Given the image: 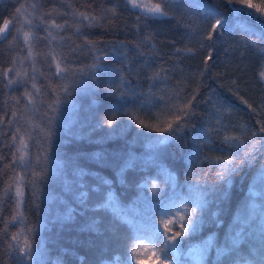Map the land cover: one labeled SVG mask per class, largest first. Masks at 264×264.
I'll use <instances>...</instances> for the list:
<instances>
[{
  "label": "trees",
  "instance_id": "16d2710c",
  "mask_svg": "<svg viewBox=\"0 0 264 264\" xmlns=\"http://www.w3.org/2000/svg\"><path fill=\"white\" fill-rule=\"evenodd\" d=\"M141 2L150 4L159 0ZM250 2L264 8V0ZM165 3L167 17L138 21L134 11L126 7V0H0V20L16 17L15 28L8 39L0 42V120L11 119L10 124L0 125V235L7 225L8 235L19 234L21 243L24 237L33 243V247L39 243L41 264L47 260L45 244L53 258L60 256L64 264H129L133 252L131 245L143 244L145 249H159L157 229L167 237L162 221L169 218V210L177 215H187L191 211L180 200L189 202L188 198L196 193L199 186L185 182L190 169L184 157L193 162L199 157L197 141L207 139L203 136L202 126L198 125L195 135L184 133L179 144L166 141V147H161L159 139H150L149 136L157 134L149 131L150 128L166 126L170 113L182 103L185 92L190 93L198 86V90L204 93L214 89L213 94L225 101L226 106L221 109L225 122L236 126L228 134L241 139H244L242 132L245 127L264 118V111H260L264 109V80L259 79L264 55L246 45V41L254 37H245L239 28L232 33H224L212 51L214 66L210 69L211 74L204 72L202 61L207 49L200 48L202 37L199 29L205 26L206 11L217 10L229 22L239 14L232 12L224 0H165ZM17 8H21L18 17ZM250 11L255 13V9ZM81 13L95 19L83 20ZM53 19L64 26V30L50 29L55 40L51 37L46 41L39 39L47 36L44 29ZM240 19L250 22L246 15ZM254 19L255 16L252 17ZM146 23L147 28L144 27ZM26 32L31 34V56L28 55V45L24 43ZM85 37H90L97 46L103 43L107 51L115 47L127 53L126 63L132 67L127 78L133 81V87L120 90L128 91L135 96L134 99L117 102L103 93H96L90 83L77 91L72 83L80 79L77 65L93 62V53L87 49L81 51L78 47ZM189 49L195 53L194 56L188 54ZM49 55H56L57 60L66 57L62 64L71 71L65 78L57 80L48 70ZM116 58L113 56V60ZM8 67L20 74L15 78L17 83L11 87L4 80V71ZM115 67L119 68L120 64H115ZM161 67L168 70L165 73L168 79L160 82L159 89H154V96L148 95L151 81L147 77ZM100 75L102 80L111 79V69L101 70ZM33 76L35 81L31 79ZM20 81H27L28 90H32V83L41 89V95L34 104L27 107L24 103L16 104V100L23 96L24 85ZM64 87H68L70 94H65ZM141 87L145 92L143 98L137 94ZM233 91L247 100L253 110L241 104L232 95ZM57 99V111L50 113L55 120L50 121L45 113L49 111L48 105ZM110 110H118L125 115L115 114L118 117L115 129H100L98 113L109 118L111 114L107 112ZM11 112H16L19 118L5 116ZM140 123L148 125L149 129H141ZM204 123H207V118ZM17 128L28 149H23L18 142L13 148L5 146L12 144L6 134ZM49 130L53 133L50 147L46 139ZM101 149L107 161L97 166L87 156ZM230 150L237 151L236 145L233 144ZM220 151L217 140L213 151L206 153L209 160L202 171L195 169L209 182L203 190L208 193L210 205L202 231L198 229L191 240L183 238L184 248L207 240L202 257L207 259V264H264V196L261 195L264 194V160H257L242 169L229 185L228 198L222 200V186L212 185L218 167L214 161L217 157L227 158L221 156ZM77 153L81 157V167L91 169L87 180L82 179L83 173L75 170ZM22 154L23 164L18 162L14 169L9 168L8 164L13 159L19 161ZM124 164L130 167L127 184L123 183V171L117 172V168ZM167 170L177 175L178 185ZM45 174L52 179L43 183L31 182L35 176ZM105 179L112 181L121 206L130 216L139 215L149 220L153 215L155 228L149 224L138 234L139 239L111 243L107 241V234L97 236L79 230L80 224L87 219L85 215H78L75 224L61 227L67 194L82 199L78 196L81 190L97 186L100 191L104 188ZM144 185L146 187H140ZM154 185L160 193L167 191L165 198L173 202L153 214L155 203L163 198L152 197ZM17 188L21 193L19 197ZM253 191L257 195L252 196ZM99 194L90 192V199H97ZM113 210L119 211L117 207ZM217 212L219 215L214 218L212 213ZM13 217L17 220L14 225L10 223ZM241 244L245 247L241 248ZM209 247L213 249L211 255L208 254ZM64 248L74 251L65 256ZM140 251L142 258L150 256V252ZM7 252L6 244H0V264H13ZM193 258L201 259L199 255ZM131 264H135L134 258Z\"/></svg>",
  "mask_w": 264,
  "mask_h": 264
},
{
  "label": "snow or ice",
  "instance_id": "6c2138e0",
  "mask_svg": "<svg viewBox=\"0 0 264 264\" xmlns=\"http://www.w3.org/2000/svg\"><path fill=\"white\" fill-rule=\"evenodd\" d=\"M180 3V2H179ZM224 3L229 7V9L238 13L239 16L233 17L231 22L228 19L223 18L222 14L218 13L217 10H207L206 15L204 16L205 26L200 28V35L202 41L200 43L201 49H207V53L203 58L204 72L211 74L210 69L214 66L212 51L214 45L221 38L224 33H232L237 28L242 32V35L245 37H254L246 41V45L257 49V51L264 55V8L257 7L255 4L250 2V0H224ZM25 6H21L23 8ZM126 7L130 8L136 14L137 20L144 19L145 21H156L159 18L167 17V5L165 0H159V2L154 3H143L141 0H126ZM21 8L16 9L17 17L21 12ZM179 8V7H177ZM252 9H255V15ZM47 15H52L47 13ZM83 20L95 19L94 17L89 18L85 13L80 14ZM247 16L250 22H244L240 19V16ZM255 16L254 21L252 17ZM16 17L2 19L0 20V42L8 39L12 30L15 28ZM25 23H29L25 21ZM145 28L148 27L146 23ZM57 29L60 31L64 30V26L59 24L55 19H53L50 24L47 26L44 31L47 32V36L40 37L39 39L47 40L48 37H51L55 40V36L52 35L50 29ZM31 34L26 32L24 33V43L28 45L29 51L28 55L31 56V44H30ZM81 51L87 49L89 52L93 53V62L91 64L77 65L79 67V76L80 79L73 81L72 83L76 86L77 91L79 92L81 87L90 83L94 86L96 93H103L104 95L113 98L115 101L119 102L125 99H134L131 93L126 90L133 87V81L128 79V75L132 71L131 65L126 63L127 53H123L116 49L112 48L111 51H107V46L103 43H100L99 46L91 40L90 37H85L82 45L78 46ZM180 51L179 49L177 50ZM104 54L101 55L100 53ZM188 54L194 56L195 53L188 50ZM142 55V54H141ZM113 56L117 58L113 60ZM66 57H62L61 60H57L56 55H49L47 59L48 70L52 72V75L57 79H63L66 77L70 69L62 64V60H65ZM113 61V63H109ZM115 64H120V67H115ZM154 66V65H153ZM54 67V71H53ZM111 69V79L102 80L101 79V70ZM33 71L35 67L33 66ZM168 70L161 67L158 71L152 76H148L147 79L151 81L148 84V95H155L154 89H159L160 82L167 81L168 76L165 74ZM20 74L14 72L12 67H8L4 71V80L7 81V85L11 87L14 83H17L15 79ZM28 74L25 73V76ZM43 75V73L41 74ZM35 81V76L31 77ZM259 79L264 80V66H262L259 72ZM24 85L23 96L16 100V104L21 103L25 104V107L35 103L36 98L41 95V89L37 87L36 83H32L31 89L28 90L27 81H20ZM42 83V81H41ZM199 86L196 89H192L190 93L185 92L182 103L175 107V110L170 113V118L166 122V126H157L149 129V126L143 123H140L141 129H149L156 135H149L150 139H159L161 147H166V141H175L178 144L183 134L186 132H191L193 135L196 134V128L202 126L203 136L207 139H199L197 141V147L200 150L199 157L193 162L189 160L187 156L184 157L185 163L190 169V174L186 178V183L199 186L196 193L188 198L189 202L186 203L190 207L191 211L187 215L184 213L176 214L171 213L170 210L167 213L169 218L165 221H162L164 224V233H168L167 237L163 236V233H160L157 229V240L159 241L160 247L156 249H145L143 244L139 246L133 244L131 245L133 252L132 256L129 257V264L131 260L135 259V264H207V259H203V253L205 251V241L197 243L193 247L184 248L182 242L183 238H188L189 240L193 239L195 235L202 231L204 225L203 221L205 220L206 211L210 205L208 199V193L203 189L209 185V182L204 179L201 175V172L195 171L199 168L203 169L204 165L209 160L207 152L213 151L215 148L217 140L221 146L222 151L221 156H226V159H221L217 157L214 163L218 166L216 169V180L213 183V186L220 185L222 190L220 192V197L222 200L228 198L229 185L233 182V178L238 175L242 169L249 167L254 164L257 160H264V118L257 119L250 127H245L243 129L242 135L244 139H241L235 135H229L230 131H234L236 126L230 123H226L221 109L226 106L225 101L221 100L217 95H214V89L208 93H204L198 90ZM135 91V89H134ZM65 94H70L68 87H64ZM141 98L145 96V92L141 87L137 93ZM179 94V93H177ZM232 95L240 101L241 104H244L247 109L253 110V106L243 99L238 92L233 91ZM161 99V98H157ZM59 100L53 101L51 105H48V112L45 113L48 116V119L55 120V116L50 115L57 111ZM143 104V99H141V105ZM260 111H264L261 109ZM117 112L121 115H125L124 112L118 110H110L107 113H110L109 118H104L101 114L98 113L97 125L100 129H115L118 125L116 123L118 117L115 115ZM5 116H9L14 119H18L16 112L5 113ZM207 118V123L204 121ZM134 119V118H133ZM11 119L0 120V125L10 124ZM141 133H145L141 131ZM181 134V135H177ZM8 135L12 141L11 145H5L6 147L13 148L17 146V142L20 145H23V149H28V144L24 142V138L20 136V129H15L14 132H9ZM53 133L49 130L46 133V139L49 141V147L51 146V138ZM215 138V139H214ZM233 144L236 145L237 151H231ZM102 145V144H101ZM17 151L20 149L17 147ZM77 157L76 161V171L78 173H83V180H87L91 169L81 167L79 161L81 160L80 155L75 154ZM127 156V155H126ZM127 158H129L127 156ZM87 159L91 160L93 164L100 166L102 163L107 161L105 152L101 149L99 151L90 152L87 156ZM23 164L24 155L22 154L17 159H13L9 164V168H15L17 163ZM130 167H126V164L119 166L117 172L120 173L123 171V183L127 184V172ZM169 176H174L176 179L177 185L179 180L177 175L173 174L172 170H167ZM52 179L51 176L47 174L43 176H35L32 183L39 181L43 183L44 180ZM203 181V183H201ZM170 187V185H168ZM140 187H146L140 186ZM154 190L152 192V197L159 198V203H155L153 199H150L151 202L156 204V207L153 211V214L157 209H165L168 207V204L173 202L172 200L166 199L167 191L160 193L155 190V185L153 186ZM11 185H9V190ZM215 188H213V191ZM90 192H99L97 199L91 200L89 193ZM16 195L19 197L21 195L19 188H17ZM252 196L257 195L256 192L251 193ZM264 196V194H261ZM79 197L82 199H77L71 194H67V205L65 206V212L63 214V219L60 220L61 227L65 225H72L77 222L78 215H85L87 219L84 223L80 224L79 230L81 232L94 233L97 236H104L107 234V241L111 243H120L126 242L131 239H139V233L145 228V226L152 224L155 228L154 217L153 215L149 220H144L139 215L130 216L124 208L121 206V201L119 199L118 193L113 190L112 181L105 179L104 188L100 191L95 188H88L87 190H81L78 193ZM140 195H138L139 198ZM146 196V195H145ZM147 197V196H146ZM148 198V197H147ZM113 207H117L119 211H114ZM79 210V212H78ZM219 213H212V216L215 218ZM108 218L107 220L105 218ZM11 224H16L17 220L15 217L10 221ZM0 244H6L7 254L9 259L12 260L13 264H41V260L38 258V253L40 250L39 243L33 247V243L27 238L24 237L21 243L19 234L8 235V226L2 229V235H0ZM218 247L219 244H216ZM127 248L128 245L125 244ZM241 248L245 247L244 244L240 245ZM45 249L47 251V260L44 264H64V261L60 256L53 258L51 250L47 244H45ZM140 249H143L144 252H150V256L147 259L142 258V252ZM74 250L70 248H64V255H70ZM213 249L208 248V254L211 255ZM200 256L201 259H194L195 256ZM83 259V258H81Z\"/></svg>",
  "mask_w": 264,
  "mask_h": 264
}]
</instances>
